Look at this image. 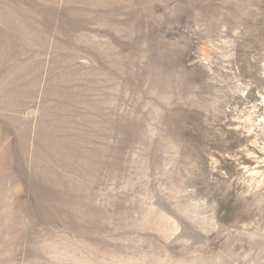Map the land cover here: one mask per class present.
Masks as SVG:
<instances>
[{
    "label": "rangeland",
    "instance_id": "1",
    "mask_svg": "<svg viewBox=\"0 0 264 264\" xmlns=\"http://www.w3.org/2000/svg\"><path fill=\"white\" fill-rule=\"evenodd\" d=\"M0 264H264V0H0Z\"/></svg>",
    "mask_w": 264,
    "mask_h": 264
}]
</instances>
